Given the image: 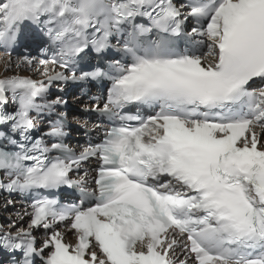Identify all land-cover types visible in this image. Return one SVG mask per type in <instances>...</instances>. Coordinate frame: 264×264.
I'll use <instances>...</instances> for the list:
<instances>
[{
  "label": "snow or ice",
  "instance_id": "1",
  "mask_svg": "<svg viewBox=\"0 0 264 264\" xmlns=\"http://www.w3.org/2000/svg\"><path fill=\"white\" fill-rule=\"evenodd\" d=\"M25 26L32 74L10 72ZM0 50V191L29 200L0 231L16 264H264V0H0ZM70 80L107 83L79 148L49 99Z\"/></svg>",
  "mask_w": 264,
  "mask_h": 264
},
{
  "label": "bare ground",
  "instance_id": "2",
  "mask_svg": "<svg viewBox=\"0 0 264 264\" xmlns=\"http://www.w3.org/2000/svg\"><path fill=\"white\" fill-rule=\"evenodd\" d=\"M8 60H9V57L4 56L2 53H0V75L4 74L5 64ZM22 61H23L22 58H17V59L11 58L10 72L19 71L21 74H32L28 68V65L26 63H22ZM18 63L20 64L19 69H17L16 67ZM16 204L17 203H13L12 205H16ZM3 208L5 209L7 208L6 211L8 214L6 215V217L10 218L11 221L16 220V214H15L16 209L15 208H10L6 203H2L0 205V210H2ZM21 223L23 225V222ZM9 224H7L6 226H3V229H7Z\"/></svg>",
  "mask_w": 264,
  "mask_h": 264
}]
</instances>
